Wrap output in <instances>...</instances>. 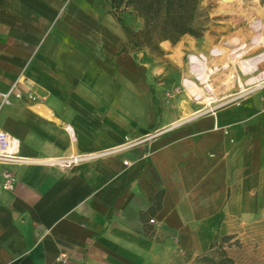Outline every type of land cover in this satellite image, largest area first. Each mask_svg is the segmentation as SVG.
Segmentation results:
<instances>
[{
	"label": "crops",
	"instance_id": "0c3cea01",
	"mask_svg": "<svg viewBox=\"0 0 264 264\" xmlns=\"http://www.w3.org/2000/svg\"><path fill=\"white\" fill-rule=\"evenodd\" d=\"M124 40L110 0H0V129L35 159L0 163V264H167L264 218V82L200 106Z\"/></svg>",
	"mask_w": 264,
	"mask_h": 264
},
{
	"label": "rangeland",
	"instance_id": "374dc122",
	"mask_svg": "<svg viewBox=\"0 0 264 264\" xmlns=\"http://www.w3.org/2000/svg\"><path fill=\"white\" fill-rule=\"evenodd\" d=\"M201 6L208 14V21L200 38L186 34L164 49L159 46L158 51L146 46L133 50H145L149 54L148 66L158 71L151 75V82L169 85L175 92L189 95L200 106L207 96H212L217 104L222 98L241 96L264 82V75H260L264 60L257 65L254 62V57L264 52V0H201ZM139 24L135 20V25ZM130 48L127 46L126 50ZM217 49L221 52L212 54ZM191 55L203 61L200 68L205 80L191 71ZM184 78L197 85L199 97L189 92L183 84ZM221 251L234 264H264V218L243 224L231 221L211 248L198 253H176L167 264H203L205 260L199 258L202 255L217 261Z\"/></svg>",
	"mask_w": 264,
	"mask_h": 264
},
{
	"label": "trees",
	"instance_id": "16d2710c",
	"mask_svg": "<svg viewBox=\"0 0 264 264\" xmlns=\"http://www.w3.org/2000/svg\"><path fill=\"white\" fill-rule=\"evenodd\" d=\"M110 7L125 37L122 50L146 46L158 51L163 40L174 44L186 34L200 38L208 21L201 0H110ZM199 258L203 264H234L225 251L217 261L208 255Z\"/></svg>",
	"mask_w": 264,
	"mask_h": 264
},
{
	"label": "built area",
	"instance_id": "2783aa9c",
	"mask_svg": "<svg viewBox=\"0 0 264 264\" xmlns=\"http://www.w3.org/2000/svg\"><path fill=\"white\" fill-rule=\"evenodd\" d=\"M17 82L18 81H14L6 92L1 93L0 105L4 103H8L11 95H13L16 98H20L22 96L21 91L17 90ZM27 97L31 100H39V98L36 95H33L32 93H27ZM16 143H17L16 138L12 137L7 132L0 129V163L5 165H10V164H26V163L35 162V159L33 158L24 157L18 154L17 151L14 149ZM94 156H96V154H86V155L77 154V155H70L64 158H58L52 160L50 159L46 161L51 163H57L60 165H71V164H77L81 161H84L85 159L93 158ZM123 163L127 164L128 161L125 160L123 161ZM0 175L2 177V180L0 181V188L3 190H13L16 184V177L14 173L10 169L4 168L2 169ZM65 257L66 254L61 253L57 257V262L60 263L64 261Z\"/></svg>",
	"mask_w": 264,
	"mask_h": 264
},
{
	"label": "bare ground",
	"instance_id": "6f19581e",
	"mask_svg": "<svg viewBox=\"0 0 264 264\" xmlns=\"http://www.w3.org/2000/svg\"><path fill=\"white\" fill-rule=\"evenodd\" d=\"M223 1L226 2V1H229V0H223ZM262 38H263L262 42L264 44V36ZM217 50H213L212 54H218V53L221 52L220 50H218V51ZM254 58H255L254 62L257 65V63H260L262 60H264V52L262 54H260V55H257V57H254ZM190 63H192L191 71L195 72V74L198 75L197 78H201V79L205 80V73H204V71H202L203 69L200 68L201 66H203V61L201 60V58L197 57V56H194V55H191L190 56ZM260 75H264V68L261 69V74ZM183 84L188 88V90H189V92L191 94H193L195 96H198V97L200 96V92L198 91V87L193 81H191L188 78H184ZM210 98L212 99V97H207L205 100L210 102L211 101Z\"/></svg>",
	"mask_w": 264,
	"mask_h": 264
},
{
	"label": "water",
	"instance_id": "95a60500",
	"mask_svg": "<svg viewBox=\"0 0 264 264\" xmlns=\"http://www.w3.org/2000/svg\"><path fill=\"white\" fill-rule=\"evenodd\" d=\"M141 55H143V57H144V62H146V51H145V50L136 51V52H134L135 66H136L138 69H145V68H146L145 64H144V65L141 64ZM138 57H139L140 59H138Z\"/></svg>",
	"mask_w": 264,
	"mask_h": 264
}]
</instances>
